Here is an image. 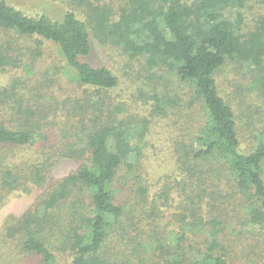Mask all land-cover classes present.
Wrapping results in <instances>:
<instances>
[{"label":"trees","instance_id":"trees-1","mask_svg":"<svg viewBox=\"0 0 264 264\" xmlns=\"http://www.w3.org/2000/svg\"><path fill=\"white\" fill-rule=\"evenodd\" d=\"M60 1L54 18L0 0V77L14 71L0 87L13 111L0 117V210L80 161L6 218L0 264H264V0ZM94 40L138 64L127 86L178 128L157 183L151 121L109 99L123 81L83 59ZM64 67L75 79L61 82Z\"/></svg>","mask_w":264,"mask_h":264},{"label":"rangeland","instance_id":"rangeland-1","mask_svg":"<svg viewBox=\"0 0 264 264\" xmlns=\"http://www.w3.org/2000/svg\"><path fill=\"white\" fill-rule=\"evenodd\" d=\"M10 3L16 5L18 8L24 10L30 14H37V13H46L54 18H60L62 13L68 9L66 3L61 2L60 0H8ZM53 48V47H52ZM48 51L51 53H60L59 48L55 46L52 49L49 47L47 48ZM61 54V53H60ZM59 54V55H60ZM84 60L90 62L94 66L105 65L110 67L117 73L123 83L119 88L111 90L109 92V99L114 101L115 103H125L128 104V115L136 113L139 115L140 118H148L151 121V129L152 135L150 138V146L147 149L148 157L145 159L144 165L149 176L157 183L156 180L164 179L165 172L173 169L174 166V159L171 156V145L170 139L174 134H177L179 131L177 130V126L172 124L171 120H167L163 116H152L149 114L150 109V102L151 100L143 101L140 99L135 87L133 86L134 83L128 87L126 84V79L136 77L138 72L136 71L138 64H136L135 68L130 69L128 63L131 65L133 62L128 60L127 56L121 54V52L114 48V47H106L99 43L98 41L94 40L93 42V49L92 52L88 56L83 57ZM134 70V71H133ZM21 74L27 75L26 71L22 69ZM131 73L128 75V73ZM233 67L231 64L227 65L224 69L221 70L219 73L220 75L217 76L218 84L221 85L222 88H227L225 83L226 78L229 75H232ZM14 71L9 72L5 76L0 77V87L2 85H6L8 79L11 77L10 75L13 74ZM133 75V76H132ZM61 82L65 83L68 80L75 79V73L71 70H67L65 67L62 70ZM170 89L175 91L181 92L182 86L180 84H175L174 86L169 83ZM172 92V91H170ZM248 93H251L248 87ZM19 94L23 96L25 99H32V96L29 94L27 88H23L19 91ZM245 95V93L243 94ZM101 98H106V95H101ZM107 99V98H106ZM90 112V110H89ZM13 111H11L6 106H0V117H8L9 114L12 115ZM91 113V112H90ZM123 115V114H122ZM172 125V126H170ZM255 140L254 135L251 136L247 135L245 138L243 135L241 137L242 142V149L247 150L249 149V144ZM80 164V161L75 159L66 158L64 160L59 161L54 167H52L50 172V177L48 179V184L44 188L37 187L35 185H30V190L25 191H13L8 195L6 203L3 205L2 209L0 210V228L3 227L6 218L10 215L20 216L24 212H26L36 201L40 198L55 182L56 180L60 179L65 174L69 173L70 171L76 169ZM162 184L161 182H159ZM154 192V190L152 191ZM177 196L176 193L173 194ZM180 198H175L173 201V205L170 209H168V213H172L176 210V206L178 205ZM239 246L240 249H243V246L240 244H236ZM242 262V261H240Z\"/></svg>","mask_w":264,"mask_h":264}]
</instances>
